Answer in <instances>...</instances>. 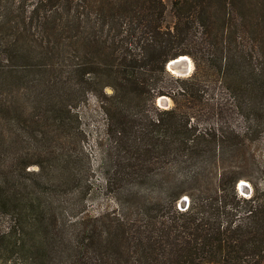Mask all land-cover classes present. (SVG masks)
Returning a JSON list of instances; mask_svg holds the SVG:
<instances>
[{
  "label": "trees",
  "instance_id": "obj_1",
  "mask_svg": "<svg viewBox=\"0 0 264 264\" xmlns=\"http://www.w3.org/2000/svg\"><path fill=\"white\" fill-rule=\"evenodd\" d=\"M171 11L166 26L164 0H0V264H264V186L237 189L255 165L246 140L264 130V0H173ZM186 54L194 71L172 76L168 61ZM216 84L242 101L250 138L192 122ZM90 94L117 135L104 156L113 174L146 177L159 163L171 213L135 188L129 215L89 223L45 187L78 160L57 142L82 132L76 109ZM161 95L173 106L160 110Z\"/></svg>",
  "mask_w": 264,
  "mask_h": 264
},
{
  "label": "rangeland",
  "instance_id": "obj_2",
  "mask_svg": "<svg viewBox=\"0 0 264 264\" xmlns=\"http://www.w3.org/2000/svg\"><path fill=\"white\" fill-rule=\"evenodd\" d=\"M33 0H19V2L28 4ZM35 1V0H34ZM173 0H164L167 6L165 15V25H171L174 21V16L171 11V3ZM192 62V69L187 73H179L174 70H169L172 76L186 77L190 75L195 68V63L192 56L186 54ZM177 74V75H176ZM112 90L106 88L105 92L110 93ZM211 96L204 100L210 104H201L197 107L199 114L197 119H193L196 124L197 120L200 127L207 124H219L223 128L233 127L250 138L252 129L250 122L243 108L242 101H238L233 97L234 91L229 86L223 84H216L212 90ZM166 96V95H165ZM160 97V96H159ZM159 97L156 99V105L160 110L170 108L173 106L171 97H167V105L159 103ZM214 103V104H213ZM79 129L81 133H77L71 141L69 138L58 140V148H63V152H68L74 157L78 155V160H72L63 165L59 164L50 174L53 178L52 184L45 185L54 192L57 198H69L75 205V210L70 212L72 217H86L89 223H93L95 217H99L104 213H119L122 215H129L132 211L131 205L138 202V197L129 192L130 189L141 188L151 190L149 196H145V203L151 207L157 208L162 213L172 212V203L168 196L165 183L159 182V173L162 168L159 163L153 165V170L148 176H136L135 178L126 177L123 172L113 174L110 164L104 160L105 155H109L114 148L118 146L117 135L109 134L107 131L108 117L104 113L101 102L94 95L90 94L87 100L82 102L77 107ZM150 113H155V110L149 106ZM253 115V114H252ZM258 116V114H256ZM259 120V118H257ZM192 123V124H193ZM250 151L256 155L255 165L252 169L249 167L240 168L243 172L250 173L251 179L242 178L238 184L237 189L239 195L242 197H249L253 191L255 184L262 188L264 186V130H262L255 139L246 140ZM125 152L119 147V157L124 156ZM124 160V157L120 158ZM31 169H38L37 165H31ZM75 172L76 180L74 182L60 183L61 179L67 176V173ZM44 175L47 173L44 171ZM162 177V176H161ZM128 178V179H127ZM241 181L247 182L251 186V192L245 193L239 186ZM188 197V196H187ZM181 199V198H180ZM178 199L176 201V208L186 209L183 207ZM189 204V197H188ZM82 209V210H81ZM244 210L241 211L243 213ZM154 212V210H153ZM218 264V263H210Z\"/></svg>",
  "mask_w": 264,
  "mask_h": 264
},
{
  "label": "water",
  "instance_id": "obj_3",
  "mask_svg": "<svg viewBox=\"0 0 264 264\" xmlns=\"http://www.w3.org/2000/svg\"><path fill=\"white\" fill-rule=\"evenodd\" d=\"M180 56H182V55H180ZM180 56H178V57H180ZM178 57H176V58H173V59H171L170 61L172 62V69H170V68H168V65H169V62L170 61H168V63H167V65H166V67H167V69L168 70H174V71H176V72H179V73H188L190 70H188V69H186L185 67H182L181 65H179L178 63H177V58ZM159 103L161 104V105H167V97L165 96V95H161L160 97H159ZM239 186H240V188L242 189V191L243 192H245V193H250L251 192V186L247 183V182H245V181H241L240 183H239ZM188 197L187 196H184V197H182L181 199H180V201H179V203L183 206V207H187L188 206Z\"/></svg>",
  "mask_w": 264,
  "mask_h": 264
},
{
  "label": "bare ground",
  "instance_id": "obj_4",
  "mask_svg": "<svg viewBox=\"0 0 264 264\" xmlns=\"http://www.w3.org/2000/svg\"><path fill=\"white\" fill-rule=\"evenodd\" d=\"M177 63L179 64V65H181L182 67H185L186 69H188V70H191L192 69V62L190 61V59H189V57L188 56H186V55H182V56H180V57H178L177 58ZM172 62L170 61L169 62V65H168V68H170V69H172L173 67H172ZM177 75V74H176Z\"/></svg>",
  "mask_w": 264,
  "mask_h": 264
}]
</instances>
